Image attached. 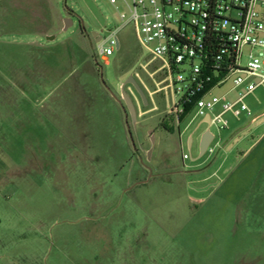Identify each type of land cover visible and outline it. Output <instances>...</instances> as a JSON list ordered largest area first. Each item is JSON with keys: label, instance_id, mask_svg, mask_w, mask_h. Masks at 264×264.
<instances>
[{"label": "rangeland", "instance_id": "obj_1", "mask_svg": "<svg viewBox=\"0 0 264 264\" xmlns=\"http://www.w3.org/2000/svg\"><path fill=\"white\" fill-rule=\"evenodd\" d=\"M166 78L109 0H0V264H264V88L197 159Z\"/></svg>", "mask_w": 264, "mask_h": 264}, {"label": "built area", "instance_id": "obj_2", "mask_svg": "<svg viewBox=\"0 0 264 264\" xmlns=\"http://www.w3.org/2000/svg\"><path fill=\"white\" fill-rule=\"evenodd\" d=\"M109 2L122 27L133 25L140 46L162 60V89L173 91L171 116L179 124L201 119L195 132L205 125L203 134L251 117L247 99L264 88V0ZM108 32L97 46L105 62L118 45V30Z\"/></svg>", "mask_w": 264, "mask_h": 264}, {"label": "water", "instance_id": "obj_3", "mask_svg": "<svg viewBox=\"0 0 264 264\" xmlns=\"http://www.w3.org/2000/svg\"><path fill=\"white\" fill-rule=\"evenodd\" d=\"M68 21H71V19H68ZM95 34H98V33L94 32L93 35L95 36ZM117 42H118L117 49H119L120 48L119 39L117 40ZM128 84H131L135 88L137 93L143 98V100L145 101L146 104L148 102H147V97H146L143 89L141 88V86L137 82V80H135V78L133 76H130L126 80L125 85L122 86V93H123L122 99L124 101V109L126 110V124H127V128L129 130V135H130V138H131L132 143H133L134 148H135V142H134V138H133V134H132V127L136 126L137 119H138V114H137L136 105H135L133 99L125 91V86L128 85ZM129 118L131 120L130 121L131 124H130V122L128 120ZM207 121H208V119H207ZM214 140H215V135L211 131H206V132L203 133V135L201 136V139H200V146H199L200 157L199 158H203V156L207 153L208 148L214 142ZM191 146H192V139L189 140V148L190 149H191ZM211 186H214V185H211ZM210 187H206V188H202V189H198V190L199 191H206Z\"/></svg>", "mask_w": 264, "mask_h": 264}, {"label": "crops", "instance_id": "obj_4", "mask_svg": "<svg viewBox=\"0 0 264 264\" xmlns=\"http://www.w3.org/2000/svg\"><path fill=\"white\" fill-rule=\"evenodd\" d=\"M96 33H98V32H96ZM99 34V35H98ZM98 34H95V36H94V39L96 40V44L98 45L100 42H101V40H102V36H101V33H98ZM1 77H2V79H3V81H5V76L4 75H1ZM5 84V83H4ZM162 89V88H161ZM3 93H5V90L3 89ZM151 96H153V94H154V92H150L149 93ZM114 97V99H115V102L116 103H118L117 105L119 106V108L121 109V111H122V114L126 117V115H125V113H124V111H123V108H122V104H121V102L120 101H118L117 100V98L115 97V96H113ZM6 97L5 96H3L1 99H0V102H6V99H5ZM222 165L223 164H220V167H219V169L222 167ZM215 166V165H214ZM211 178V177H210ZM210 179L209 178H205L204 180H203V183H206L207 181H209Z\"/></svg>", "mask_w": 264, "mask_h": 264}, {"label": "flooded vegetation", "instance_id": "obj_5", "mask_svg": "<svg viewBox=\"0 0 264 264\" xmlns=\"http://www.w3.org/2000/svg\"><path fill=\"white\" fill-rule=\"evenodd\" d=\"M71 18H73V17H64L63 19V21L65 22V24H67V23H69L70 21H68V19H71ZM93 35V34H92ZM93 37H94V35H93ZM122 108H123V111H124V113H125V115H126V110L124 109V105H122ZM182 134V133H181ZM181 134H180V137H181ZM151 135V134H150ZM203 134H201V136H202ZM190 139H192V146H191V149L189 148V140ZM194 135L193 136H189V138H188V140H187V147H188V149H189V151H191L192 150V148H193V145H194ZM201 139V138H200ZM180 140H181V138H180ZM208 150H209V148H208ZM208 152V151H207ZM205 156V155H204ZM203 156V157H204ZM200 157V150H199V156H198V158L197 159H200L199 158ZM190 158H189V156L187 157V158H185V157H183V162L185 163V161L186 160H189ZM192 161H195V159H192Z\"/></svg>", "mask_w": 264, "mask_h": 264}]
</instances>
